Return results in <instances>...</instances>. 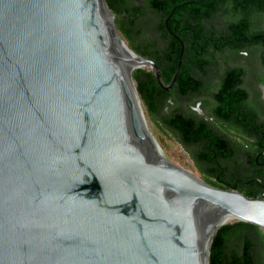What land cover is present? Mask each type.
Returning a JSON list of instances; mask_svg holds the SVG:
<instances>
[{
    "label": "water",
    "instance_id": "water-1",
    "mask_svg": "<svg viewBox=\"0 0 264 264\" xmlns=\"http://www.w3.org/2000/svg\"><path fill=\"white\" fill-rule=\"evenodd\" d=\"M106 0H0V264H210L264 199L172 163L150 132L134 52Z\"/></svg>",
    "mask_w": 264,
    "mask_h": 264
},
{
    "label": "trees",
    "instance_id": "trees-1",
    "mask_svg": "<svg viewBox=\"0 0 264 264\" xmlns=\"http://www.w3.org/2000/svg\"><path fill=\"white\" fill-rule=\"evenodd\" d=\"M106 2L114 12L116 26L128 46L137 54L156 62L167 85L173 79L184 44L180 73L172 90L162 89L148 67L139 68L133 73L140 99L151 115L158 113L163 105H169L173 99L185 100L201 93L202 86L196 79L197 75L199 72L208 75V66L217 65L218 57L228 51L242 56L244 51L255 47L263 50L261 57L264 59V30L253 28L254 16L264 14V0ZM257 53L254 52V55ZM226 72L228 79L219 93L225 94L230 102L235 94L230 96L229 93L236 90L231 82L236 76H242L244 69L234 67ZM244 94L248 93L244 91ZM212 114L223 116L217 109ZM166 121L177 132L181 143L191 149V157L203 173L204 180L227 172L221 164L225 140L214 133L209 122H200L196 113L184 114L179 108L171 111ZM259 128L264 131L263 124ZM255 149L259 151V145ZM255 177L264 178L257 171L240 173L244 181ZM207 182L215 186L211 180ZM209 262L264 264V231L239 220L224 224L213 238Z\"/></svg>",
    "mask_w": 264,
    "mask_h": 264
},
{
    "label": "flooded vegetation",
    "instance_id": "flooded-vegetation-1",
    "mask_svg": "<svg viewBox=\"0 0 264 264\" xmlns=\"http://www.w3.org/2000/svg\"><path fill=\"white\" fill-rule=\"evenodd\" d=\"M254 17L253 28L264 30V14H256ZM256 51H258V65L253 72V80L249 81L246 64L243 60L249 59L246 54L253 55ZM262 51L252 47L250 51H244L242 56L228 51L234 59L242 58L240 64H234L230 60L222 63L218 57L217 65L208 66L210 69L208 75L201 72L197 75L196 79L202 86V92L192 97L197 99L195 113L200 122L202 120L209 122L214 133L225 140V146L221 150V164L226 167L227 172H222L219 177H211L208 180L202 178V180L205 182L211 180L216 188L235 190L264 199V178L255 177L247 181L240 178V173L249 171H257L264 176V131L259 128L260 125H264V59L261 57ZM234 67L244 69V74L233 78L231 86H234L236 90L230 91L229 94L230 96L235 94V98L228 102L226 95L219 92L224 86L225 80L228 79L226 71ZM244 91L248 94L245 95ZM215 109L225 117L213 115L212 111ZM255 144L259 145L261 151H255Z\"/></svg>",
    "mask_w": 264,
    "mask_h": 264
},
{
    "label": "rangeland",
    "instance_id": "rangeland-1",
    "mask_svg": "<svg viewBox=\"0 0 264 264\" xmlns=\"http://www.w3.org/2000/svg\"><path fill=\"white\" fill-rule=\"evenodd\" d=\"M246 55L249 56V59H244L243 61L246 64V69L248 72L247 77L249 81H252L254 77L253 72L258 65V57L257 55H251L250 53ZM219 60L222 63L229 60L234 64H240L242 62V58L234 59L230 52L220 55ZM196 103L197 99H194L193 97L185 100L173 99L170 101L169 105H163L158 113L151 115L144 103L141 101L148 128L162 146L164 153L169 158V160L177 166L192 172L194 175L202 179V172L191 157V149L186 148L181 143L177 132L171 126H169V123L166 121L167 115L176 108L181 109L184 114H189L192 112L195 113L197 110ZM234 221L236 220H232L230 222Z\"/></svg>",
    "mask_w": 264,
    "mask_h": 264
},
{
    "label": "bare ground",
    "instance_id": "bare-ground-1",
    "mask_svg": "<svg viewBox=\"0 0 264 264\" xmlns=\"http://www.w3.org/2000/svg\"><path fill=\"white\" fill-rule=\"evenodd\" d=\"M232 220H237V219H235V218H233V219H228V220H226L225 222L228 223V222H230V221H232Z\"/></svg>",
    "mask_w": 264,
    "mask_h": 264
}]
</instances>
